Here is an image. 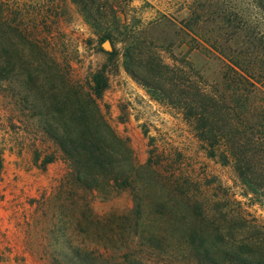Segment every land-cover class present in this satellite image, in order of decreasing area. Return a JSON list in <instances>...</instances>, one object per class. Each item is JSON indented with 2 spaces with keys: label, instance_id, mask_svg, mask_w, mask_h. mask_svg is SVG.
<instances>
[{
  "label": "trees",
  "instance_id": "trees-1",
  "mask_svg": "<svg viewBox=\"0 0 264 264\" xmlns=\"http://www.w3.org/2000/svg\"><path fill=\"white\" fill-rule=\"evenodd\" d=\"M74 1L97 29L101 20L89 15V0ZM219 19L220 24L232 25L231 20ZM198 22L197 17L184 22L188 44L207 43L210 48L205 51L225 61L221 82L206 80L187 58L181 62L184 66H178L171 54L173 62L167 63L154 47L160 41L156 37L149 43L140 36L129 38L126 71L154 100L182 116L209 159L232 170L248 193H264V34L242 24L234 27L236 34L207 36L197 30ZM113 25H119L115 15ZM103 38L113 41L110 34ZM231 39L239 42L231 46ZM190 47V51L196 48ZM22 55V30L0 18V84L10 81L8 88L15 95L22 94ZM41 56L44 61L38 58L42 61L38 65L44 81L38 106L45 113L41 112L43 133L70 165L61 194L71 206L73 237L62 244L69 256L63 257L59 249L54 264H159L152 256H165V264H229L233 257L236 264H253L246 248L236 249L222 234L215 215L221 205L210 190L199 188L189 175L183 178L172 160L158 151L155 137L146 133L151 149L142 164L129 140L110 126L100 106L109 88L106 68L92 74L85 89L68 80L46 51ZM143 65L149 69L144 76L136 70ZM30 80H35L33 75ZM56 161L50 154L40 168ZM3 166L0 152V178ZM164 168L167 176L161 174ZM125 190L134 198L128 214L104 216L95 211L90 195L97 193L107 201ZM148 191L155 195L159 216L153 222L140 195Z\"/></svg>",
  "mask_w": 264,
  "mask_h": 264
},
{
  "label": "rangeland",
  "instance_id": "rangeland-1",
  "mask_svg": "<svg viewBox=\"0 0 264 264\" xmlns=\"http://www.w3.org/2000/svg\"><path fill=\"white\" fill-rule=\"evenodd\" d=\"M89 2V15L101 20L97 29L88 23V14L74 0H0V18L22 30L24 58L22 94L10 91V81L0 84V152L4 164L0 178V264H54L52 258L61 254L59 249L63 257L70 254L62 244L73 237L71 206L61 194L70 165L44 135L42 109L38 106L44 81L38 64L44 61V51L65 70L68 80L85 89L92 74L106 68L109 88L100 101L101 109L110 126L129 140L139 162H147L151 149L148 136L155 137L158 151L172 160L176 171L183 178L189 175L199 188L210 190L221 205L215 215L225 238L236 249L246 248L250 255L246 257L253 264H264V193H248L232 170L200 151L182 116L153 99L151 92L126 71L124 56L129 38L140 36L149 43L156 37L160 41H155L154 47L167 63L173 62L171 54L178 66L187 58L206 80L219 83L225 61L213 51H205L210 48L207 43L188 44L184 22L197 17V30L207 36L236 34L234 27L242 24L264 34V0ZM94 2L99 6H92ZM114 15L118 26L113 25ZM219 18L231 20L232 25L218 23ZM157 21L159 24H153ZM107 34L113 41L103 38ZM236 41L231 39L228 44L235 46ZM107 42L110 50L105 48ZM190 46L196 48L190 51ZM136 70L144 76L149 69L143 65ZM50 154L57 161L41 169L40 164ZM161 171L168 175L165 168ZM140 195L152 213L151 221L159 219L154 193ZM90 198L95 211L104 216L113 212L126 215L134 207L130 190L107 201L97 193ZM152 257L159 264L168 260L165 256ZM232 261L229 264H236L237 257Z\"/></svg>",
  "mask_w": 264,
  "mask_h": 264
},
{
  "label": "water",
  "instance_id": "water-1",
  "mask_svg": "<svg viewBox=\"0 0 264 264\" xmlns=\"http://www.w3.org/2000/svg\"><path fill=\"white\" fill-rule=\"evenodd\" d=\"M106 44H108L109 46H108V47L105 46V48H106L107 50H110V49H111L110 43L107 42Z\"/></svg>",
  "mask_w": 264,
  "mask_h": 264
},
{
  "label": "bare ground",
  "instance_id": "bare-ground-1",
  "mask_svg": "<svg viewBox=\"0 0 264 264\" xmlns=\"http://www.w3.org/2000/svg\"><path fill=\"white\" fill-rule=\"evenodd\" d=\"M106 46V45H105ZM109 45H107L106 47H108Z\"/></svg>",
  "mask_w": 264,
  "mask_h": 264
}]
</instances>
